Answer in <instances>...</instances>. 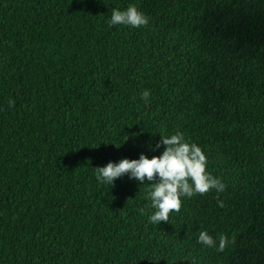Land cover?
<instances>
[{
  "label": "trees",
  "instance_id": "16d2710c",
  "mask_svg": "<svg viewBox=\"0 0 264 264\" xmlns=\"http://www.w3.org/2000/svg\"><path fill=\"white\" fill-rule=\"evenodd\" d=\"M177 131L226 187L154 225L95 168ZM0 264H264V0H0Z\"/></svg>",
  "mask_w": 264,
  "mask_h": 264
},
{
  "label": "clouds",
  "instance_id": "9594fccd",
  "mask_svg": "<svg viewBox=\"0 0 264 264\" xmlns=\"http://www.w3.org/2000/svg\"><path fill=\"white\" fill-rule=\"evenodd\" d=\"M108 23L110 26L140 28L149 23V18L135 5H129L123 11L113 9ZM140 98L147 104L150 91L143 90ZM162 146L159 156L149 158L141 154L138 159L124 158L95 168L97 183L101 185L113 186L118 178L125 175L144 185L151 182L146 198L150 201V208L155 210L148 216L149 222L154 225L167 222L170 212L180 211L182 197L191 198L213 190L219 195L226 187L221 179L207 172V157L201 147L187 140L180 131L172 135H161V139L151 145L150 149L158 151ZM197 243L223 251L229 238L222 234L217 239L207 231H201Z\"/></svg>",
  "mask_w": 264,
  "mask_h": 264
}]
</instances>
